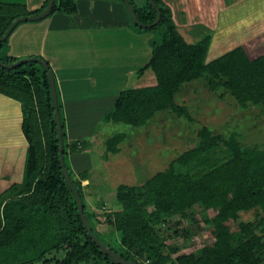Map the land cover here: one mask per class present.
Listing matches in <instances>:
<instances>
[{
	"label": "trees",
	"instance_id": "1",
	"mask_svg": "<svg viewBox=\"0 0 264 264\" xmlns=\"http://www.w3.org/2000/svg\"><path fill=\"white\" fill-rule=\"evenodd\" d=\"M153 1L161 12L159 24L143 28L133 23V28L153 34L152 58L139 77L151 71L156 84L121 92L113 112L105 114L103 126L95 129L96 135L110 123L146 127L157 114L168 110L192 122L189 110L177 105L176 97L185 85L200 79L206 80L211 91L227 90L241 108L255 106L264 111V38L207 61L210 36L198 44L187 42L171 9L163 0ZM130 3L141 24L156 21L157 12L149 2L140 9L132 0ZM77 11V0H56L51 15H74ZM28 16L23 6L0 4V39L13 21ZM8 43L9 38L0 43V60L10 65L19 59L9 56ZM54 80L65 166L83 201L89 227L101 242L133 264H264L263 149L244 147L236 134L225 138L201 127L197 145L166 170L138 187L119 185L118 210L105 209L103 199L93 202L94 208L86 192L88 185H83L91 170L77 173L70 161L71 156L91 146L69 140L55 76ZM0 94L21 104L27 141L23 182L0 195V264H116L88 234L76 197L65 180L47 71L37 62L12 70L0 66ZM125 139V134L101 139L105 160L121 152ZM251 211L257 212L255 220L240 221L242 213ZM198 213L210 226L214 242L200 254L182 253L176 241L197 233ZM171 218L191 219V223L180 230L181 222L172 224ZM230 222H238L237 230ZM107 224L114 230L102 233L99 227ZM113 233L118 235L115 243L102 239ZM62 252L64 257L58 258Z\"/></svg>",
	"mask_w": 264,
	"mask_h": 264
},
{
	"label": "crops",
	"instance_id": "2",
	"mask_svg": "<svg viewBox=\"0 0 264 264\" xmlns=\"http://www.w3.org/2000/svg\"><path fill=\"white\" fill-rule=\"evenodd\" d=\"M46 1L0 0V4L23 6L31 16L38 15ZM132 1L139 9L148 2ZM163 2L189 42L188 35L195 30L187 23L192 17L200 21L205 15V0ZM77 6L74 15L58 12L43 20L18 24L9 37L8 54L19 60L40 57L47 62L57 82L69 140L91 146L97 142L95 129L102 126L105 114L113 112L120 93L138 88L134 86L145 77H139V71L152 58L153 34L133 28L120 0H77ZM212 11L211 26L201 31L211 38L207 61L264 38V0H213ZM259 28L263 30L252 35ZM22 123L21 104L0 94V192L23 182V178H15L18 166L24 175L27 156ZM89 151L86 148L70 157L77 173L92 168Z\"/></svg>",
	"mask_w": 264,
	"mask_h": 264
},
{
	"label": "rangeland",
	"instance_id": "3",
	"mask_svg": "<svg viewBox=\"0 0 264 264\" xmlns=\"http://www.w3.org/2000/svg\"><path fill=\"white\" fill-rule=\"evenodd\" d=\"M203 6L205 15L200 18V21L192 17L190 23H187L192 24L195 30L191 32V36L188 35L189 42L192 44H198L207 37L208 34H201V31L208 30L214 18L212 16L213 0H205ZM203 17H205L204 21ZM262 30L263 28H259L252 35H257ZM158 32L160 33L161 29ZM149 72L134 87L155 85V79L152 80L154 75L151 71ZM148 75L151 77H147ZM176 104L189 110L193 118L192 122L168 110L157 114L146 127L135 128L115 123L106 125V129L103 127L102 133L96 135L98 143L94 142L89 149L91 177L83 181V185H88L85 187L90 202L103 199L107 204L105 209L118 210L116 197L119 185L138 187L156 173L166 170L177 157L197 145L198 131L204 126L225 138L236 134L238 142L244 147H259L264 150V111L255 106L241 108L227 90L211 91L206 80L200 79L184 86L176 97ZM103 124L102 122L101 125ZM115 134H125L126 139L120 145L121 152L118 155H109L105 160V145L101 144L103 142L101 139ZM80 163L85 165V161ZM15 178H23V171L19 169V166L16 168ZM1 190H3L2 187H0ZM2 193L3 191L0 195ZM94 208L97 206L95 205ZM214 214L210 212V215ZM196 216L200 220L194 227L197 233L176 241L182 253L200 254L203 247L214 242L210 226L202 221L199 213ZM256 216V211L242 213L240 221H253ZM169 220L172 224L181 222L180 230L191 223V219L182 221L180 218H171ZM230 225L233 230H237L238 222H230ZM99 230L102 233L112 232L114 227L107 224L100 226ZM115 238H118L115 233L102 236L103 240L113 243ZM63 257L64 252L58 255V258Z\"/></svg>",
	"mask_w": 264,
	"mask_h": 264
},
{
	"label": "water",
	"instance_id": "4",
	"mask_svg": "<svg viewBox=\"0 0 264 264\" xmlns=\"http://www.w3.org/2000/svg\"><path fill=\"white\" fill-rule=\"evenodd\" d=\"M55 1L56 0H50L49 3H48V6L46 7V9L43 12H41L40 14H38V15H31V16H28V17H20V18H17L15 21H13L12 24L7 29V31L5 32V34L3 35V37L0 39V43L5 41L6 39H8L9 36L11 35V33L13 32V30L21 22H24V21H39V20H43V19L49 17L51 15V13H52ZM122 2L124 3L128 13H129L130 18L133 21V23L135 25L139 26V27L152 28V27L158 25L159 22L161 21V12L159 11L158 7L156 6V4L154 3L153 0H148V2L156 10L157 19L151 25H143V24L140 23V21L138 20V18L136 16L134 8H133V6L130 3V0H122ZM28 62L40 63L44 67V69L47 71L49 85H50V92H51V97H52V102H53V107H54V110H55L54 111V119H55V123H56V127H57L58 139H59V142H60L59 156H60L61 167H62V170H63V174H64V177H65V180H66L68 186L70 187V189L72 190L73 194L75 195L76 200L78 202L79 213H80L81 219L83 221L84 227L86 228L88 234L93 239V241L101 249V251L104 254H106L107 256H109L114 263H116V264H133L132 262L124 261L121 258V256H119L117 253H115L111 249H109L103 242H101L94 235V233L92 232V230L89 227L87 218H86V216L84 214L83 201L81 199V196H80L76 186L74 185V183L70 179L69 173H68V171L66 169V166H65V161H64V141H63L62 124H61V118H60L59 106H58V95H57V91H56L54 75H53V72L50 70V67L47 64V62L43 61L42 59L36 58V57H30V58L21 59V60L15 62L13 64H10V65L4 64L0 60V66L3 67V68H6V69L12 70V69H14L16 67H19V66H21V65H23L25 63H28Z\"/></svg>",
	"mask_w": 264,
	"mask_h": 264
}]
</instances>
